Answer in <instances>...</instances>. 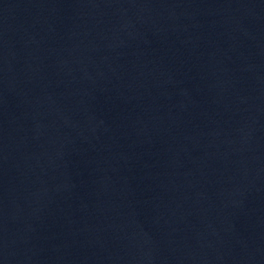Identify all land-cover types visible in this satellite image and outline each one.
<instances>
[{
    "label": "water",
    "instance_id": "1",
    "mask_svg": "<svg viewBox=\"0 0 264 264\" xmlns=\"http://www.w3.org/2000/svg\"><path fill=\"white\" fill-rule=\"evenodd\" d=\"M0 264H264V0H0Z\"/></svg>",
    "mask_w": 264,
    "mask_h": 264
}]
</instances>
